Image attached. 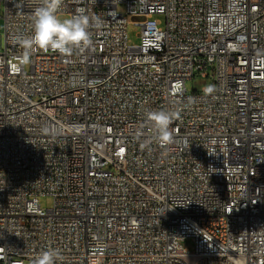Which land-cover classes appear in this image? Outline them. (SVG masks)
Masks as SVG:
<instances>
[{"label": "built area", "instance_id": "1", "mask_svg": "<svg viewBox=\"0 0 264 264\" xmlns=\"http://www.w3.org/2000/svg\"><path fill=\"white\" fill-rule=\"evenodd\" d=\"M39 2L0 0V264H264V0H64L102 21L92 45L21 65Z\"/></svg>", "mask_w": 264, "mask_h": 264}, {"label": "clouds", "instance_id": "2", "mask_svg": "<svg viewBox=\"0 0 264 264\" xmlns=\"http://www.w3.org/2000/svg\"><path fill=\"white\" fill-rule=\"evenodd\" d=\"M64 0H40L39 6L32 13V33L28 36L18 35L16 43L23 49L19 58L21 65L31 63L32 55L38 51H53L64 57H71L76 50L90 47L93 43L91 27L100 28L102 21L99 17L95 20L87 15L83 9L77 11L71 17L59 15ZM213 91L212 86H207L206 93ZM182 109L150 110L146 113V119L150 122L153 136L147 143L154 139L160 147H167L173 142V131L170 125L181 115ZM48 131L49 129H45ZM53 135L55 128L51 129ZM59 249L49 248L40 252L32 264H56L61 259Z\"/></svg>", "mask_w": 264, "mask_h": 264}, {"label": "rangeland", "instance_id": "3", "mask_svg": "<svg viewBox=\"0 0 264 264\" xmlns=\"http://www.w3.org/2000/svg\"><path fill=\"white\" fill-rule=\"evenodd\" d=\"M4 14V8L2 4H0V47L1 42L4 41V34H5V22L3 19ZM66 17V16H63ZM155 18L163 19L162 16H156ZM129 23L131 25L127 28V34H128V43L130 46H136L139 44V38L138 34L140 32V28L137 26H134L132 24L134 23H140L144 20L142 18H128ZM207 75L209 76H203L202 74H196L190 81L187 82V89L189 92H196L200 93L203 91L204 88L207 86L213 85V71L211 68H209V71H207ZM39 204L42 209L48 210L53 207L54 200L52 197L44 196L39 199ZM183 247L188 249L190 252L194 251V244L191 240H187L184 242ZM32 264V263H29Z\"/></svg>", "mask_w": 264, "mask_h": 264}]
</instances>
